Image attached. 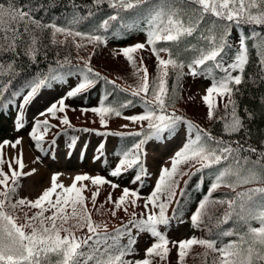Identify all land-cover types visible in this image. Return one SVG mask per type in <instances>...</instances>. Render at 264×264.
I'll return each mask as SVG.
<instances>
[{"label":"snow or ice","instance_id":"6c2138e0","mask_svg":"<svg viewBox=\"0 0 264 264\" xmlns=\"http://www.w3.org/2000/svg\"><path fill=\"white\" fill-rule=\"evenodd\" d=\"M105 2L108 3L109 7L116 9V14L103 20L98 26L97 32L107 31L111 21L120 19L122 10L127 11L149 5L147 15L144 17L145 27L143 29L146 32V42L125 47L120 51L136 67L132 53L151 46V51L156 55L158 61L157 74L151 85L149 84L147 68H137V73L143 72V75L139 77L141 83L131 91L130 95L139 98L144 111L141 114L124 117L133 123L147 121V127L145 128L141 123V130L136 132L96 133L100 136L124 137L127 135L139 138L131 146L122 148L117 153L121 158L110 175L120 177L123 173L135 169V175L131 182L138 185L142 184L144 178L149 175L145 159L147 153L143 146L151 140H166L165 133L168 136H173L181 125L185 126V141L182 147L176 150L170 158L171 167H161L153 190L145 198L144 208L146 211L141 213L139 218L133 212L132 219L128 221V225L131 227L124 225L122 228L116 229L115 234L107 232L106 224H95L89 213L80 214L76 211L77 205L85 206L86 198L82 192L87 187L86 185L78 186V182L90 180L94 186L108 183L111 184L112 188L120 187L100 175L95 177L87 174L77 175L74 177V182L66 187L63 183L57 182L60 174L56 173L51 178V186L44 190L37 199L28 201L22 198L13 204L11 201L19 187V178L30 176L36 170L23 171L25 165L21 150L19 157L13 156L7 161L10 175L4 172L2 165L6 161L3 157V147L8 145L15 149L22 143L23 138H18L14 142L3 141L0 144V186H3V190H0V264H82V261L83 264H89L90 261L92 264H152L153 256L165 258L169 251L167 247L169 241L166 233L159 230V226H169L178 212L180 201L176 200V193L179 188V181L183 176L189 174L187 171L180 170L182 164L201 163L197 172H202L205 168L220 165L222 161L229 162L225 167L217 169L215 180L210 185L208 193L199 203L197 211L191 216L193 227H200L203 223L202 210L209 203L212 193L222 183H227L233 190L244 184L264 185V152L258 151L251 145L245 146L238 140L232 142L225 141L223 137H215L175 111L169 112L168 109L174 106L176 98L169 95L166 86L167 77L170 74L169 67H171L172 74L177 81L184 75H190L194 78L204 76L210 79L211 84L206 89V94L202 96V100L209 109V119L213 118L214 110L217 108L214 98L223 99L227 97L223 104L224 114L220 117L223 122V132L232 135L244 129V117L240 115L237 97L243 92L239 86L246 83L244 74L250 61L249 40L253 41L252 48L256 50L258 57L259 74L257 78L264 83V33L253 28L251 34L246 35L244 26H264V0H94L96 5ZM93 14V12H89V16ZM83 19L85 18L73 15L68 21L70 25L68 27L55 23L46 24L37 20L32 10H24L22 6L17 5L15 0L0 2V54L12 53L13 56H17L20 54L17 51L19 48L25 56L35 61L39 50L37 47L39 38L36 32H42L45 29H51L52 43H56L55 36L57 34H63L66 37H80L89 43L106 45L107 38L105 36L84 33L71 27V25L80 24ZM135 26V24L124 25L126 28ZM233 29L239 30V39L235 46L229 40ZM188 38H195L197 43L192 44ZM160 41L171 42V44L157 47V42ZM181 44L184 45L182 48ZM233 48L235 50L229 57V50ZM189 51L197 54L188 58L187 61L180 59L183 53ZM161 52H167L168 58H162ZM14 64L15 60L13 59L8 65V70L13 74H15ZM58 64L63 68L66 64L71 65V61L66 57L64 62L58 61ZM72 67L81 77L80 82L57 101L51 103L44 111L38 113V116L50 115L55 118L58 112L64 113L68 108L65 103L67 99L76 97L98 83L100 74L94 72L90 66V60L85 61L83 67L79 65ZM185 67L188 69L187 73L184 72ZM2 68L3 63L0 62V69ZM234 73L236 74L234 75ZM67 74H72L71 69ZM0 75H3V72H0ZM53 81L64 82L63 74L56 73L28 86L30 90L23 96L21 104L17 107V119L15 121L17 131L25 127L23 107L33 101L41 88L51 87ZM108 82L115 84L114 81ZM252 82L255 84L256 80ZM6 88L7 85L0 87V109H7L9 104L14 102L13 99L3 102L2 97ZM19 95L20 93H13V98ZM259 99L262 107H264V97ZM104 100H107V96L104 97ZM131 104L132 101L128 100L117 108L101 102L99 106L81 109V111H91L98 114L102 126L106 127V116L114 114L120 117L122 115L120 109ZM244 113L247 119L254 118V113L251 110L244 109ZM61 123L71 126L66 115L61 118ZM52 127L54 125H51L48 119L34 118L33 128L29 135L41 151H43L42 144L45 135ZM122 127H127V125ZM42 128L44 131H41ZM85 131L88 130L85 129ZM234 144L235 146H233ZM49 147H55V140ZM104 147V143L98 146L94 160L101 158L104 154ZM68 148L70 154L75 149V142H71ZM86 148L87 144L84 146L85 150ZM242 152L256 154L257 158L252 160L250 156H241ZM13 163L19 166V170L12 167ZM229 178H234V180H229ZM10 180L11 186H9ZM180 193L183 196V189L180 190ZM54 195L56 196L55 200L52 199ZM98 195V191L93 193V201ZM129 197L139 199L140 193L136 189L124 187L122 194L116 201H112L111 193L108 196V201L114 203L115 207L119 209ZM173 201L176 202L177 209L173 210L174 216L169 217L167 210ZM6 202L13 209L17 205L28 204L31 208L40 211L33 217L27 218L25 225H17L13 216L6 210ZM214 203L227 204V209L222 218L217 219V225L235 219L246 228V231L227 230L218 233L219 236L238 237V239L227 244L221 243L219 247H217V240L215 239L198 240L192 237L176 241L174 243L178 245V256L181 260L185 256L186 250H190L191 246L199 244L211 253L217 254L214 256L212 264H264V186L249 188L246 191L238 192L233 199L218 200ZM69 204L73 209L71 216L64 214L65 207ZM49 208L53 209V213L51 216L45 217L44 212ZM70 218H77V223L72 227L80 230L86 227L87 232L82 236H77L71 227H64ZM58 219L61 221L59 226ZM37 220L39 227L33 223ZM46 221L51 223L48 224ZM253 221L257 222L259 227H253ZM25 228H30L31 231L26 232ZM101 228L104 229L103 232L100 231ZM132 228L137 230V235L147 232L154 238L153 244L145 249L146 258L143 260H125V256L132 254L128 246L119 248L115 254L112 252V249L116 248L119 237L125 234L130 236V245L136 243V238L131 236ZM62 232L65 234L62 235ZM109 240H112L113 243L108 244ZM101 244L105 245L103 252L100 251ZM207 254L206 252L205 255L207 256Z\"/></svg>","mask_w":264,"mask_h":264},{"label":"trees","instance_id":"16d2710c","mask_svg":"<svg viewBox=\"0 0 264 264\" xmlns=\"http://www.w3.org/2000/svg\"><path fill=\"white\" fill-rule=\"evenodd\" d=\"M0 2H6V0H0ZM15 3L22 6L24 10H32L34 17L46 24L55 23L60 26L68 27L70 26L68 21L73 17V15H79L85 19H83L78 25H71L74 30L84 33L100 34L107 38V43L109 41H113L120 44L129 42L135 35L145 33L143 30L145 27L144 17L147 15V11L149 10V5H143L127 11L122 10L120 13V19L117 21H111L107 31L101 30L100 32H97V28L103 20L107 19L110 15L116 14V9L109 7L107 2L96 5L94 0H15ZM90 11L94 13L91 16H89ZM133 24L136 26L131 28L124 27V25ZM253 28H255L258 32L264 33V26L248 25L244 26V33L246 35H250ZM234 30L235 29H233L231 36L229 37L230 42L233 40L232 36L234 34ZM36 35L39 38L37 44L39 50L35 61L31 60L28 56H25L19 48L17 51L20 54L17 56H13L12 53L0 54V62L3 63V68L0 69V72H3V75H0V87L7 85L2 97L3 102H7L9 99H13L14 102H16L19 96L13 98V93L21 94L30 84L37 82L40 79L50 77L56 73H62L63 77H65L68 75L67 73L70 69L72 74L77 73L75 68L72 66L79 65L80 67H83L85 61L90 60V66L94 69V72L100 74L98 83L94 87L70 99L86 105L93 102H103L106 105H111L117 108H119L122 103L131 100V105L120 109L123 115L130 107L140 104L138 97L130 95L131 91L141 83L139 77L143 75V72L141 71L137 73V68H147L150 85L157 74L158 61L156 55L151 51V46L132 53L136 65V67H134L132 61H129L125 56H117L115 54L106 55L104 48L107 43L106 45L103 43H89L87 40H83L80 37H66L63 34H57L55 36L56 43H52L51 29H45L42 32L37 31ZM236 36L237 35H235L234 38H236ZM188 39L192 44L197 43L195 38ZM252 43V40L248 41L250 61L246 66L244 74L246 83L239 86L242 88L243 92L237 97L240 105V115L244 117V129L236 134H225L222 128L223 122L220 120V117L224 114V108L222 107H217L214 110L213 118L206 124L202 123L195 116L187 113L181 106L183 104V100L180 96V81L182 78L177 81L176 77L172 74L171 67H169L170 74L167 77L166 86L169 90V95L174 96L176 98V102L173 107L168 109V111H175L177 114L184 116L187 120L192 121L194 124L211 133L215 137H223L225 141L232 142L238 140L245 146L251 145L252 147L257 148L258 151L264 152V107H262L259 99L260 97H264V83L257 78L259 74L258 57L256 50L252 48ZM170 44L171 42L160 41L157 42V47L169 46ZM78 45L80 46L78 47ZM183 46L184 45L181 44V48ZM173 50L175 51V49ZM196 54L197 53L193 51H189L183 53L180 59L187 61L188 58ZM160 56L167 59L168 53L161 52ZM66 57L71 61V65L66 64L65 67L61 68L58 61L64 62ZM13 59L15 60V64L13 65L15 74L8 70L9 62ZM186 68L187 67H185V69ZM253 80H256L255 84H253ZM108 81H114L115 84L109 83ZM105 96H107L106 101L104 100ZM244 109L251 110L254 113V118L251 120L247 119V117H245ZM4 110L6 109H0V113ZM117 119V116L110 114L105 117L106 127L102 126L101 123L99 125H91L90 127L97 131L106 132L113 130V128L110 127V124H113ZM49 122L50 124H53V122ZM70 125L71 126L63 124L57 126L54 128L50 137H45L44 141L46 143L42 144L43 154L48 151L53 140H55L56 144L60 137H75L84 129L82 125L74 122H71ZM144 127L146 128L147 124H145ZM140 130L141 128L120 133L136 132ZM138 139V137L134 136H119L115 147L104 153L102 170L110 172L114 165L117 166L118 161L121 158L117 153L122 148L131 146ZM145 146L146 145L143 147L145 148ZM233 146H235V144ZM241 156H250L252 160H256L257 158L256 154L248 152H242ZM228 163V161H222L220 165H213L211 168H205L202 172H197V168L201 167V163L189 162L180 165V170L187 171L189 174L183 176L179 181V188L176 193V200L180 201L178 212L175 214V218L171 220L169 226H159L161 232L167 233L173 220H177L184 214L186 216L193 215L197 211L199 203L208 193L210 185L215 180L217 169L225 167ZM131 173H134L135 175V169L123 173L121 177H128ZM229 180H234V178H229ZM185 181H187V184H185ZM147 182H149V175L144 178L143 183L139 184V186H143ZM11 183L12 182L10 180L9 186H11ZM18 183L19 187L17 188L16 194L12 197L11 202L15 204L22 198L30 201L26 197L21 196L23 177L19 178ZM261 186L264 185L244 184L233 190V188L228 186L227 183H222L221 186L212 193L209 203L205 206V209L202 210L203 223L200 227H197L199 230V239H215L217 240V247H219L221 243L227 244L238 239L237 236L218 235V233L227 230L243 232L246 231V228H244L235 219L229 220L227 223L217 225V219L222 218L227 209V204L214 203V201L233 199L238 192ZM181 189L184 191L183 196H181L180 193ZM0 190H3V186H0ZM84 203L85 206L83 207L81 205H77L76 211L80 214H83L84 212L89 213L95 224H106L107 232L110 234H115L116 229L122 228L124 225H128V221L132 219L129 218L123 222L116 219V213L113 215V212H115L114 208H112L111 203L108 201L106 196H101L99 194L95 198V201H93L92 196L86 197ZM174 209H177L175 201H173L167 210V215L169 217L174 216ZM6 210L13 216L17 225H25L27 223V218L33 217L38 212V209L31 208L28 204L23 206L17 205V207L13 209L8 206L7 202ZM72 211V206L69 204L65 207L64 214L71 216ZM33 223L39 227L38 220L33 221ZM76 223L77 218H70L68 223L64 224V227H71L77 236L84 235L87 232V228L85 227L80 230L72 227ZM128 226L131 227V225ZM252 226L259 227V224L253 221ZM25 231L30 232L31 229L25 228ZM100 231L103 232L104 229L101 228ZM61 234L64 235L65 233L62 232ZM136 234L137 230L132 228L131 236L136 238ZM129 241V235L125 234L120 236L116 243V248H113L112 252L115 254L119 248L128 246L130 247L132 254L125 256L124 259L134 258L133 255L137 252V248L135 244L130 245ZM112 243V240L108 241V244ZM104 247V244L100 245L101 252H103ZM196 247L197 246H195V248ZM201 247L203 248L196 254L192 264H212V260L216 254L211 253L204 246ZM84 250L87 251V249ZM206 252L208 253L207 256L205 255ZM173 262L174 260L170 257L168 252L163 259L160 256L152 257V264H173ZM89 264H92V262L90 261Z\"/></svg>","mask_w":264,"mask_h":264},{"label":"rangeland","instance_id":"374dc122","mask_svg":"<svg viewBox=\"0 0 264 264\" xmlns=\"http://www.w3.org/2000/svg\"><path fill=\"white\" fill-rule=\"evenodd\" d=\"M233 33V40H231V42L235 46L238 43L239 30L235 29ZM235 35H237L236 38H234ZM145 42L146 32L144 34L135 35L133 39L127 43L120 44L109 41L105 46L104 51L106 52V55L115 54L117 56H124L120 51L121 49L134 46L137 43ZM234 50V48L229 50V57L232 56ZM184 72L187 73L188 69L186 68ZM235 74L236 73H234V75ZM217 75H220V73H217ZM63 79L64 82L62 83L53 81L51 87L45 86L41 88L33 101L29 105L23 107L25 114V127L19 131H17L15 127V121L17 119V107L21 104L23 96L26 95L27 91L30 90L29 87L19 95L16 102L9 104L8 108L0 113V144H2L5 140L14 142L18 138H23L22 143L15 149L8 145L3 147V157L6 161L2 165L3 171L9 173L10 175L7 161H9L13 156L19 157L22 150L23 163L25 165L23 171L29 172L32 169L36 170L35 173L30 176H21L23 177L21 196L26 197L30 201L37 199L44 190L51 186V178L56 173L60 174L57 182L63 183L66 187L70 186L74 182V177L77 175L87 174L91 177L100 175L105 177L108 181L118 184L120 187L112 188L111 184L108 183L94 186L90 180L81 181L78 182V186H87L83 190L82 195L86 198L92 196L94 192L98 191L101 196H106L108 199V196L111 193L112 201H116L122 194L124 187L136 189L140 193L139 199L129 197L125 204L121 205L119 209L115 207L114 203H110L116 213V219L120 220L121 222L132 218L133 212H135L137 218H139L141 213L146 211L144 208L145 198L153 190L161 167L164 166L170 168V158L173 156L176 150L182 147L185 141V126H179L177 132L173 136H168L167 133H165V136L167 137L166 140H151L146 144L145 149L147 155L145 159L146 167L149 171V182L145 183L143 186L132 183L131 181L134 173H131L128 177H112L110 172L114 169L115 165L110 172L103 171L102 164L104 154L99 160H94L93 158L97 155V148L101 143H104L105 145V153L115 147L119 136L97 135V132L105 131H97L92 129L90 126L99 125L101 123L99 115L91 111H81V109H91L93 107L99 106L100 103L93 102L86 105L78 101H72L69 98L65 102L66 105H68V108L64 113L58 112L55 118L51 117L50 115L43 117L38 116V113L44 111V109H46L51 103L57 101L67 91L75 87L77 83L80 82L81 77L78 73H73L63 77ZM210 84L211 80L205 78L204 76L194 78L190 75H184L180 81V96L183 100V104L181 106L186 110L187 113L195 116L205 124L210 120L208 117L209 109L202 100V96L206 94V89L210 86ZM214 99L217 107L223 108V104L226 102L227 97L223 99L220 97H215ZM143 111L144 109L141 104L130 107L123 115L118 117V119L113 124H110V127H112L113 130L106 131L105 133H113L118 131L124 132L128 130L140 129L141 123L144 126L147 124V121L133 123L130 120L124 119V117L141 114ZM65 115L69 119L70 123L74 122L82 125L84 127L83 131H81L75 137H60L57 140L55 147L49 148L48 151L43 154V151L36 147L35 141L31 139L29 135L33 128L34 118L40 120L48 119L49 121L53 122L54 127L50 128V130H48L45 135L47 138L52 135L54 128L63 125L61 123V118ZM123 125H127V127H122ZM85 129L88 131H85ZM41 131H44L43 128ZM71 142H75V149L69 154L68 145ZM45 143L46 142L44 141L43 144ZM85 144H87L86 150L84 149ZM12 167L19 170V166L15 163L12 164ZM38 170H40V173L42 174L41 183L33 184L32 181L35 180ZM58 191L60 190L58 189ZM52 199L55 200L56 196L54 195ZM125 209H127V211H125ZM39 211L40 210L38 209V212ZM52 213L53 209L49 208L44 212V216H51ZM191 216L192 215L186 216L184 214L177 220H173L170 229L166 233V237L169 241V244L167 245L169 249L168 253L174 260L173 264H192L196 254L200 249L203 248L201 245H194L191 246L190 250H186L185 256L182 260L178 256V245L174 242L190 239L192 237L199 239V230L197 227H193ZM46 223L50 224L51 222L46 221ZM57 223L59 226L61 221L58 220ZM153 242L154 238H152L147 232H142L139 235L136 234L135 246L137 248V252L134 253V258H127L126 260L138 261L145 259V249L151 246ZM195 246L197 247L195 248Z\"/></svg>","mask_w":264,"mask_h":264},{"label":"bare ground","instance_id":"6f19581e","mask_svg":"<svg viewBox=\"0 0 264 264\" xmlns=\"http://www.w3.org/2000/svg\"><path fill=\"white\" fill-rule=\"evenodd\" d=\"M34 178V177H33ZM42 180V174L40 173V170H38L35 180L32 181V183H41Z\"/></svg>","mask_w":264,"mask_h":264}]
</instances>
